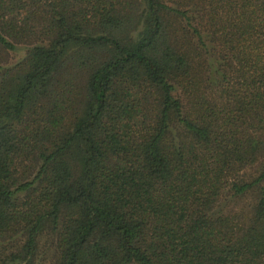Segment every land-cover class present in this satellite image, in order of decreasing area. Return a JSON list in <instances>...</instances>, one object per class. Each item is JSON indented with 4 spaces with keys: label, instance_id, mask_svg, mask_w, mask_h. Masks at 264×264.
Segmentation results:
<instances>
[{
    "label": "trees",
    "instance_id": "1",
    "mask_svg": "<svg viewBox=\"0 0 264 264\" xmlns=\"http://www.w3.org/2000/svg\"><path fill=\"white\" fill-rule=\"evenodd\" d=\"M0 264H264V0H0Z\"/></svg>",
    "mask_w": 264,
    "mask_h": 264
}]
</instances>
